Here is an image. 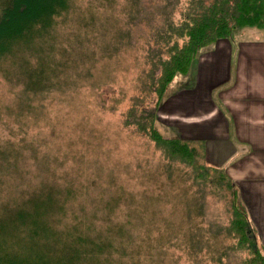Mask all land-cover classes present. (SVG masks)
Wrapping results in <instances>:
<instances>
[{
  "label": "rangeland",
  "instance_id": "374dc122",
  "mask_svg": "<svg viewBox=\"0 0 264 264\" xmlns=\"http://www.w3.org/2000/svg\"><path fill=\"white\" fill-rule=\"evenodd\" d=\"M167 1L76 0L80 10L58 23L53 40L42 41L22 60L0 58V214L4 206L34 197L48 203L54 227L84 222L98 229L106 244L99 260L122 264L123 250L109 246L115 242L125 243L130 256L124 259L138 264H218L198 248L228 243L214 239L209 229L215 222L227 224L225 202L211 196L199 200L145 133L125 124L134 104L140 111L153 107L144 87L148 48H154L168 8L177 19L186 2L169 0L166 6ZM242 37L264 36L261 29L243 27L236 31V39ZM187 76L169 82L154 124L165 136L194 140L186 129L195 128L179 118L185 114L169 112L175 90L185 93ZM209 90L204 103L212 106L216 94ZM190 92L191 100L201 97ZM198 104L203 102L193 101L192 108ZM231 146L221 140V154L230 157ZM212 158L208 153L206 160ZM118 227L126 230L121 240L112 231ZM237 260L229 252L219 264Z\"/></svg>",
  "mask_w": 264,
  "mask_h": 264
},
{
  "label": "trees",
  "instance_id": "16d2710c",
  "mask_svg": "<svg viewBox=\"0 0 264 264\" xmlns=\"http://www.w3.org/2000/svg\"><path fill=\"white\" fill-rule=\"evenodd\" d=\"M171 2L168 0L166 6ZM86 7L92 22L96 19L91 15L93 5L89 2ZM78 10L80 6L76 0H0V58L4 57L5 61L20 56L22 60L25 53L40 49L42 41L54 39L52 32L56 31L58 23L69 21L70 13ZM243 27L261 29L264 36V0H186L177 19L168 8L153 39L154 48H148L150 53L145 60L148 71L144 75V87L154 98L153 107L140 111L134 104L128 113L132 119L125 122L145 133L168 168L174 167L181 173L199 200L211 196L225 202L227 224L215 222L209 229L214 239L226 238L228 243L221 241L218 246L215 241L198 248H205L209 261L218 264L228 258L229 252L239 256L237 264H264V248L250 223L236 184L217 162V144L209 148V140L161 134L154 124L155 109L169 82L177 75L188 74L202 49L218 40L231 38ZM208 153L214 159L212 163L206 160ZM47 206L45 200L33 197L26 204L16 206L13 202L12 208L3 207L0 264H115L98 258L106 252L104 238L98 229L84 222L54 227L48 220ZM112 231L121 240L126 230L118 227ZM109 246L112 251L123 250L122 264L137 261L131 257L124 259L130 256L125 243L121 246L112 242Z\"/></svg>",
  "mask_w": 264,
  "mask_h": 264
},
{
  "label": "crops",
  "instance_id": "0c3cea01",
  "mask_svg": "<svg viewBox=\"0 0 264 264\" xmlns=\"http://www.w3.org/2000/svg\"><path fill=\"white\" fill-rule=\"evenodd\" d=\"M244 38L237 40L235 33L204 48L193 74L190 71L186 77L185 93L175 90L169 112H183L185 117L179 118L195 128L186 129L191 136L187 138L216 141L217 162L236 184L264 248V37L255 41ZM192 88L199 99L191 100ZM208 89L216 94L212 106L204 103ZM193 101L203 104L192 108ZM189 119L195 123L190 125ZM221 140L232 144L228 158L219 149Z\"/></svg>",
  "mask_w": 264,
  "mask_h": 264
}]
</instances>
